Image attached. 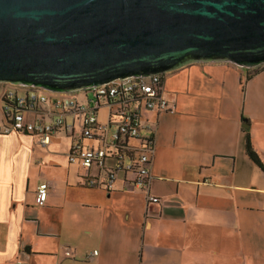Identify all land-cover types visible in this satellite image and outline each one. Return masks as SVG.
Segmentation results:
<instances>
[{"label":"crops","instance_id":"obj_1","mask_svg":"<svg viewBox=\"0 0 264 264\" xmlns=\"http://www.w3.org/2000/svg\"><path fill=\"white\" fill-rule=\"evenodd\" d=\"M256 70L188 64L164 75L163 96L174 112L134 106L146 128L130 144L156 140V204H146L130 175L112 191L87 187L98 168L88 171L68 157L81 139V120L73 133L53 134L47 147L31 133L0 134V264H264V170L246 148L249 133L264 165V67ZM3 107L1 91L0 126ZM103 109L98 120L106 123ZM43 110L26 116L42 117ZM42 183L49 196L39 207Z\"/></svg>","mask_w":264,"mask_h":264},{"label":"water","instance_id":"obj_2","mask_svg":"<svg viewBox=\"0 0 264 264\" xmlns=\"http://www.w3.org/2000/svg\"><path fill=\"white\" fill-rule=\"evenodd\" d=\"M199 62L264 65V0H0V84L72 93Z\"/></svg>","mask_w":264,"mask_h":264},{"label":"built area","instance_id":"obj_3","mask_svg":"<svg viewBox=\"0 0 264 264\" xmlns=\"http://www.w3.org/2000/svg\"><path fill=\"white\" fill-rule=\"evenodd\" d=\"M163 80L164 75L129 77L78 91V94L86 95L85 102L76 95L67 96L68 93L6 84L9 86L4 91L6 123L0 126V134L31 133L38 136L42 147H47L53 134L61 130L73 133L75 121L81 120V139L72 145L68 157L71 164H78L88 171L98 168V175L88 177L87 187L112 191L119 177L130 175L132 185L144 191L146 204H156L160 199L150 190L153 180L150 166L156 140L146 138L138 146L130 142L142 139V130L146 128L139 112L133 109L136 104H143L147 110L174 112V105L163 96ZM40 106L48 107L42 111V117L26 116V113L40 112ZM103 108L109 110L106 123L98 120V111ZM68 116H71V122H68ZM83 139L98 140L100 145L86 148ZM110 160L112 165L108 164ZM48 196L49 185L40 184L36 204L43 207ZM93 255H98V251Z\"/></svg>","mask_w":264,"mask_h":264},{"label":"trees","instance_id":"obj_4","mask_svg":"<svg viewBox=\"0 0 264 264\" xmlns=\"http://www.w3.org/2000/svg\"><path fill=\"white\" fill-rule=\"evenodd\" d=\"M257 68H255V71L257 73ZM251 78V77H250ZM246 148H247V153H248V156L250 157V159L256 164L258 165L260 168H262L264 170V165L262 164V162L260 161L258 155L256 154V152L253 150L252 148V143H251V139H250V135L249 133H247V145H246Z\"/></svg>","mask_w":264,"mask_h":264},{"label":"rangeland","instance_id":"obj_5","mask_svg":"<svg viewBox=\"0 0 264 264\" xmlns=\"http://www.w3.org/2000/svg\"><path fill=\"white\" fill-rule=\"evenodd\" d=\"M259 67H264V65H262V66H259ZM257 68V67H256ZM7 87H9V86H7L6 84H0V96H1V91H5V89L7 88ZM75 95H78V92H74V93H68L67 94V96H75ZM105 110H107V109H103V111L102 112H105Z\"/></svg>","mask_w":264,"mask_h":264}]
</instances>
